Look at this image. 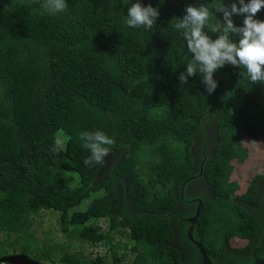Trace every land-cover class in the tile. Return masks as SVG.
I'll list each match as a JSON object with an SVG mask.
<instances>
[{"label": "trees", "instance_id": "trees-1", "mask_svg": "<svg viewBox=\"0 0 264 264\" xmlns=\"http://www.w3.org/2000/svg\"><path fill=\"white\" fill-rule=\"evenodd\" d=\"M132 2L66 0L51 16L0 0V259L54 264L60 247L39 249L35 232L54 212L68 243L105 251L57 264H204L193 218L213 264L264 262V172L244 191L236 179L246 142L264 141V84L226 65L211 95L198 76L181 86L188 54L168 24L205 0H143L160 9L152 29L124 23ZM95 130L115 142L86 167L79 134ZM201 179L212 193L189 194Z\"/></svg>", "mask_w": 264, "mask_h": 264}, {"label": "clouds", "instance_id": "clouds-1", "mask_svg": "<svg viewBox=\"0 0 264 264\" xmlns=\"http://www.w3.org/2000/svg\"><path fill=\"white\" fill-rule=\"evenodd\" d=\"M40 7L55 16L67 10L66 0H40ZM264 9V0H231L209 6L190 4L181 17H173L171 29L182 36L187 50V62L178 76L181 86L193 77H199L206 92L211 95L218 88L217 73L230 65L239 68L240 76L251 84H264V19L258 13ZM217 13L221 14L218 18ZM160 17L159 7L143 0H134L127 7L124 23L130 29H152ZM235 17L241 18L237 24ZM89 155L83 160L86 167L101 164L110 152L114 139L101 130L79 134Z\"/></svg>", "mask_w": 264, "mask_h": 264}, {"label": "rangeland", "instance_id": "rangeland-1", "mask_svg": "<svg viewBox=\"0 0 264 264\" xmlns=\"http://www.w3.org/2000/svg\"><path fill=\"white\" fill-rule=\"evenodd\" d=\"M60 135L64 134L60 133ZM245 145L250 150V159L247 164L238 167L236 172V179L240 182L242 191L247 188L248 184L250 183V180L252 179V175L257 172H264V141H249L246 142ZM247 173L251 174L248 175ZM74 176L76 178L75 187H77L79 185V176L76 173H74ZM58 218L59 215L57 213L44 212L37 220L35 226L39 249H42L44 247H60L59 251H57V253L54 255V259L56 261L54 264H57V261L62 258V252H66L69 255L73 256L75 259L79 260H83L81 258L89 259L91 257H94L93 255L95 253H98L100 255H103L105 253L103 249H94L89 244H82L77 241L68 243V239L60 233V228L58 226ZM102 226L105 228L107 227L106 223L104 222H102ZM240 244L241 243L239 242L234 243V245ZM29 255L31 256V254Z\"/></svg>", "mask_w": 264, "mask_h": 264}, {"label": "water", "instance_id": "water-1", "mask_svg": "<svg viewBox=\"0 0 264 264\" xmlns=\"http://www.w3.org/2000/svg\"><path fill=\"white\" fill-rule=\"evenodd\" d=\"M191 222H192L193 226L189 230V239L191 241H193L194 244L199 249V251L202 255L204 264H213L212 261L210 260V258L208 257L206 251L204 250L203 246L200 243L195 242L193 240V230H194L196 218L191 220ZM0 262H2V263L5 262V263H9V264H41L35 260H32L27 255H18V256H11V257H7V258H3V259H0ZM256 264H264V262L258 261Z\"/></svg>", "mask_w": 264, "mask_h": 264}, {"label": "flooded vegetation", "instance_id": "flooded-vegetation-1", "mask_svg": "<svg viewBox=\"0 0 264 264\" xmlns=\"http://www.w3.org/2000/svg\"><path fill=\"white\" fill-rule=\"evenodd\" d=\"M212 148V147H211ZM210 148V149H211ZM196 153L198 154V155H200V151L199 150H197L196 151ZM198 155L196 156V158L198 159V161H199V157H198ZM189 194H192L193 196L194 195H209V194H211L212 193V189H211V187L208 185V183L207 182H205L204 180H198V181H196V182H194V183H192L191 185H190V188H189ZM179 209H180V211H182L183 213L186 211V209H187V207H186V205H183L182 203L181 204H179ZM194 219V218H193ZM193 219H191V220H193ZM195 245V244H194ZM196 246V245H195ZM233 247H236V246H234V245H232ZM197 247V246H196ZM237 248H240V247H237ZM237 256H239L241 259H243V260H250V261H252V256H253V254L251 253V251H246L245 253H242V254H237ZM259 260H257V261H255V263L254 264H256L257 262H258Z\"/></svg>", "mask_w": 264, "mask_h": 264}]
</instances>
